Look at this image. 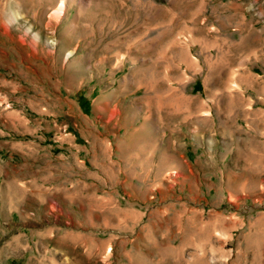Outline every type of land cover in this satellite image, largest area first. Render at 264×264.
Instances as JSON below:
<instances>
[{"label":"rangeland","instance_id":"rangeland-1","mask_svg":"<svg viewBox=\"0 0 264 264\" xmlns=\"http://www.w3.org/2000/svg\"><path fill=\"white\" fill-rule=\"evenodd\" d=\"M64 2L0 0V264H264V0Z\"/></svg>","mask_w":264,"mask_h":264},{"label":"bare ground","instance_id":"bare-ground-1","mask_svg":"<svg viewBox=\"0 0 264 264\" xmlns=\"http://www.w3.org/2000/svg\"><path fill=\"white\" fill-rule=\"evenodd\" d=\"M65 0H59L57 7L53 10L55 16H60L64 9V2ZM81 3V2H80ZM13 16V13H12ZM15 16V15H14Z\"/></svg>","mask_w":264,"mask_h":264},{"label":"trees","instance_id":"trees-1","mask_svg":"<svg viewBox=\"0 0 264 264\" xmlns=\"http://www.w3.org/2000/svg\"><path fill=\"white\" fill-rule=\"evenodd\" d=\"M83 101H85V100H81V102H83Z\"/></svg>","mask_w":264,"mask_h":264}]
</instances>
